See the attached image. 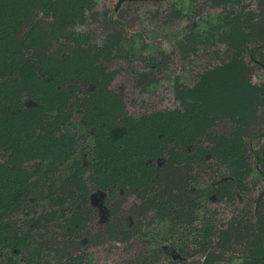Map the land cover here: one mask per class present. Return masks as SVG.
<instances>
[{
	"label": "trees",
	"instance_id": "obj_1",
	"mask_svg": "<svg viewBox=\"0 0 264 264\" xmlns=\"http://www.w3.org/2000/svg\"><path fill=\"white\" fill-rule=\"evenodd\" d=\"M88 1L0 0V48L17 49L21 53L20 63L7 56L3 63L5 66L13 61L18 64L19 85L30 88L32 102H23L21 96L17 104L24 113V105L29 103L26 112L31 113V118L21 123L22 133L31 127L36 131L24 142L21 152H16L0 166V197H7L15 182L23 183L25 189L31 184L28 179L37 176V171L29 174L23 162L54 154L60 158L61 166L69 162L66 167L70 176L64 191H60L66 194L68 203L90 200L89 184L95 181L98 189L109 195L106 204L115 196L135 194L147 206L144 212L154 211L156 216L169 219L173 229H181L182 236L197 230L196 244L214 242V237L226 244L242 243L247 238L244 244L250 257L248 263L264 264V188L259 192L254 215H245L247 219L234 217L225 226L212 221L207 209L212 196L220 200L222 187L232 193L237 188L246 189L252 170H256L259 177L251 182L253 188H258L259 181L264 182V87L253 85L246 75V63L239 51L241 41L230 36L237 50L232 49L227 62L200 74L193 86L183 87L179 94L183 108L168 126L157 130L154 121L159 113L132 116L126 110L123 95L110 89L113 75L105 66L102 54L106 51L84 48L82 37L74 39L71 45L59 44L53 49L52 43H57L62 31L58 29V21L64 16L85 18L86 11L94 8L92 2L88 6L85 4ZM258 17L256 32L264 47V13L260 12ZM44 18L51 20L45 22ZM82 87L88 88L83 98L79 94ZM70 102L75 107L84 106L80 123L86 129L84 140L91 139L90 145L92 142L87 158L83 150L75 151L73 145L63 146L67 137H79V130H66L67 121L57 116L46 117L49 113L55 114L57 106L62 113ZM44 118L51 125L45 124ZM219 125H227L229 130L219 134L215 130ZM112 130L117 133L114 137L110 135ZM258 140L260 143L256 147L254 142ZM27 142H34L38 149H29ZM222 147L228 154L218 153ZM209 161L217 164L230 161L240 174L229 173L226 169V174L199 190L197 166L202 167ZM162 162L164 164L158 167ZM12 163L16 169L10 168ZM88 163H91L89 171L92 174L90 179H85L89 172L85 164ZM165 170L171 172L161 188L155 174L165 173ZM152 178L154 184H151ZM221 181L223 186H220ZM110 216L98 237L108 236L121 242L138 233L144 236L135 226L137 217L134 214L118 216L115 210ZM80 221V216H76L64 226L65 232L69 235L82 233ZM197 223L201 224L199 229L195 226ZM133 230L128 237V232ZM5 238L11 240L12 235L0 229V244ZM170 249L164 247L162 252L172 257L174 250Z\"/></svg>",
	"mask_w": 264,
	"mask_h": 264
},
{
	"label": "rangeland",
	"instance_id": "obj_2",
	"mask_svg": "<svg viewBox=\"0 0 264 264\" xmlns=\"http://www.w3.org/2000/svg\"><path fill=\"white\" fill-rule=\"evenodd\" d=\"M262 1L264 0H89L85 4L88 6L92 2L94 8L86 11L85 18L64 16L58 21V29L62 31L54 46L57 48L59 44H73L74 39L78 40L76 35L79 32L88 34V43L96 45L101 53L106 51V54H102L106 59V69L113 75L110 89L123 95L127 112L132 116L160 112L154 126L157 130H162L174 115L176 116L177 111L183 108L179 97L181 89L193 86L200 74L227 62L232 49L237 50L238 46L232 45L233 37H230L233 35L238 40L237 36H240L236 35L240 21L237 14L261 12ZM73 24L77 25L76 33L73 32ZM26 30L27 27L23 29L24 32ZM260 44L256 37H250L248 44L243 48L250 64L246 75L253 85L264 84V63L262 56L258 55L255 62L250 61L247 51L251 46ZM2 53L9 59L15 55V51L10 50ZM2 65L3 61L0 60L2 73L12 72L11 68ZM215 130L222 134L229 129L227 125H219ZM250 143L252 144L251 139ZM259 143V140L254 142L256 147ZM12 147L13 144L9 149ZM218 153L226 155L227 150L222 147ZM3 154L0 150V160ZM66 169L67 167L64 168V173L67 176ZM226 169L235 174L230 161L220 164L209 161L202 167L197 166L199 190L217 180ZM61 176L56 177L61 179ZM251 177L259 178L256 170L252 171ZM259 182L256 193H247V196L238 195L235 199L230 194L223 195V192L222 201H212L210 204L212 218L226 226L237 215V208L244 210L242 215L252 217L255 211L253 201L260 196L259 192L264 188V182ZM49 192L45 190V201H40L41 205L37 202L36 206L18 207L17 211L13 206L0 203V225L10 228L16 224L33 228L42 222L44 217H53L55 213L51 207V197L55 192L54 188ZM135 197L130 195L123 200L122 210H126L127 204L133 203ZM13 210L15 212L12 213ZM196 226L200 228L201 224L197 223ZM169 229L170 225L164 223L161 226L160 221L151 223L145 230L152 242L149 246L138 237L126 243H117L108 238L97 240V230H89L83 233L87 234V239L92 238L88 245H81L69 251V254L49 250L47 246L37 251L22 235V239L7 244L10 246L9 254L6 253L8 260L2 259L0 264H30L29 261L36 262L35 264H192L195 260L201 262L204 253H191V244H188L189 252L186 255L181 253L180 257L175 259L163 257L161 252L157 251L159 249L154 242L168 239L169 243H172L179 240ZM60 235L53 236L52 241L55 238L61 240ZM212 240L217 242L216 239ZM246 241L247 238L242 243ZM188 242L191 243L192 239H188ZM16 244L18 250L15 251L12 247ZM31 246L30 253H25ZM236 248L240 250L238 246ZM151 251H155L157 257H151ZM219 264L225 262L220 261Z\"/></svg>",
	"mask_w": 264,
	"mask_h": 264
},
{
	"label": "flooded vegetation",
	"instance_id": "obj_3",
	"mask_svg": "<svg viewBox=\"0 0 264 264\" xmlns=\"http://www.w3.org/2000/svg\"><path fill=\"white\" fill-rule=\"evenodd\" d=\"M262 4V11L264 13V2H261ZM244 12L237 14L240 17V21H239V29L237 30L239 35L238 36L239 40L241 41L240 46H239V51L241 52V56L244 59V62L246 63V70L248 68H250V64H249V60L246 59L245 57V51H243V48L246 46V44H248L249 42V38L251 37V39L256 37V40H258L259 38V33H257L256 31H258V27H257V23H259V13H253V14H243ZM257 19V20H256ZM45 21L46 18H44ZM74 25V29L73 32L76 33V29H77V25ZM264 28V27H263ZM262 30V29H260ZM264 32V31H263ZM262 32V33H263ZM231 36V35H230ZM76 37H82L83 39V44H85L86 46L84 48H95L98 49L96 45H93L91 43L87 42V39L89 37L88 34H84V33H78L76 35ZM78 38V39H79ZM243 39L245 41V43H243ZM56 42H53L52 46L53 49H56L54 44ZM232 43V42H231ZM71 43H68L67 45H71ZM261 45V44H260ZM251 46L250 50L247 51V55L248 57H250V61H254L256 60V56H262V62L264 63V47L263 45L261 46ZM243 46V47H242ZM242 48V49H241ZM6 50H10V49H2L0 48V60H2L4 62V57L6 55H3L2 51L6 52ZM15 51V55L12 57V59L18 61L20 63L19 60V56L21 55L20 51L17 49H12L10 50ZM232 53V51H231ZM255 54V55H254ZM12 64V65H11ZM9 66H5L4 63L2 65V67H9L11 68L12 72L5 74L1 72V68H0V113L3 112L2 114H0V150L3 151V158L0 160V166L5 164L9 158H12L15 156L16 152H21V150H23L24 148V142L27 140L28 137L30 136H34L35 134V130L34 128H29L27 129V131L25 133H22V129L21 126L23 124V121L28 120L31 118V113L30 112H26V108L28 109V104L29 103H25V112L21 113L20 110L18 109V100L21 101V96H22V101H29L30 103L32 102L29 98L30 96V88L28 86H21L19 85L20 82V78L18 76L16 67L18 66V64H16L14 61L11 63ZM106 66V64H105ZM248 72V71H247ZM259 86H263L264 84L260 85V84H256ZM88 88L82 87L79 90V94H81L82 98L85 96L83 94H85L86 90ZM20 95V96H19ZM122 95V94H121ZM181 99V98H180ZM68 107H65L64 111L58 112V110L60 109V106H57L54 110L55 114L49 113L46 115V117H50V116H57L59 119H63L64 121H67L65 125L66 126V130H79V137H74V136H70L67 137V142L63 143V146L66 147L67 145H73L74 146V150L75 151H84L85 152V157H88L89 154V146L91 145L89 144V141L91 140H84V134H86V129L83 127L84 124L82 125V123H80V120L84 117L83 112H84V106H81V104H78L76 107L72 105V102H70V104L67 105ZM64 107V106H63ZM160 114V112H157ZM45 119V124H49L51 125L47 118ZM173 121V120H172ZM21 124V125H20ZM101 126L104 128V125L101 124ZM168 126V125H167ZM75 128V129H74ZM37 135L39 134L38 132L36 133ZM116 130H112L111 131V137H114L116 135ZM80 138V140H79ZM39 139V138H38ZM80 142L79 144H77V142ZM76 144H75V143ZM10 144V145H9ZM12 149H9V146H12ZM27 146H30L29 149L36 151L38 149V146L35 144L34 142L31 144L30 142H27ZM60 158L57 155L51 154L50 156L47 155L44 158H38L37 160H32V161H26L23 162L22 164L25 166V168L28 169L29 174L33 173L34 171H37V176L33 177V178H29L28 181L31 183L29 184V186L25 187L24 189V185L23 183H17L15 182V184L13 185L12 189L9 191V193H7V197H0V203H5V205H10L13 206L15 208V210L17 211L18 207H22V206H36L37 202L39 203V205H41L42 201H45L44 196V192L47 189V192H49V190H52L54 188L55 192H53V195L51 197V201L53 202V204H51V207L53 209V212L55 213L53 217H44L42 222H39L38 225L32 227H25V226H18L13 225V227L7 228V225H0V229L5 230L6 232H8L9 234L12 235V239H3V243L0 244V248L2 249L0 252V260L5 259L6 261L7 256L6 253L9 254V247L7 246V244H12L15 242V240H20L22 239V235H24L23 237L27 238L28 243L30 242V245H33L37 251L40 249H45V246H47L48 248H50L49 250H57V252L59 253H67L69 254V251H73V249H76L79 246H87L89 243L90 239H87L86 236L87 234H83L85 232H88L89 230H97L95 237L97 240H106L107 238L110 239L108 236L105 237H98V233H102L104 230V226L106 225V222L108 219H111V212H114L115 210H117L118 212V216L123 215V216H127L129 214H134V216L137 217V221L134 222L138 228L141 229V232L144 236H141L140 233L137 234L136 237L128 239V240H124L121 241L122 243H126V242H131L134 241L137 237L138 239L141 241L143 240V242L145 243V245H151V240H149V234H147V232H145L146 228L148 226H151V223H156L158 221H160V225L163 226V224H168L170 225L171 229H169L170 231H172L175 234V237H177L179 240H175L172 243H169L168 239L164 240L163 242H154L155 245H157V250L159 253L161 252V255L163 257L165 256H169V255H165L162 250L164 249V247L168 248H173L174 253L173 256H169L171 257V259H175L180 257L179 254L183 253L186 255L187 252H189V248L191 247L190 251L191 253L194 251H197L198 253L203 252L204 255L201 258L202 261H194L192 262V264H219L220 261L225 262V264H249L248 261L250 260V257L248 256L247 253V249L244 243H239L237 244L234 241L229 242V244L226 243H220L218 242V239L216 237L212 238V239H216L217 242H210V243H201V244H196L194 243V237H195V233H197V230L194 232H189L188 234H185L182 236L181 233V229H173V224L172 222L168 219V220H164V218L162 217H158L155 215L154 211H145V209H147L144 206L143 200H141V198H139L137 195L135 194H123L120 195L119 197L115 196L113 199L110 198V201L108 204H106V199L109 197L108 194L104 193V191L98 189L97 187V182L92 181V184H89V189L92 190V194L90 197V200L88 199H82L81 202H76L73 201L74 203H68L66 199V194H62L60 193V191H64L65 187H66V181L68 180L70 173L67 172L66 169V174L64 173V168L67 166H69V162H67V164H65V166H61V164L59 163ZM164 162L160 163L158 165V167L160 165H163ZM91 163H88L87 165L85 164L86 168L89 171V167H90ZM11 169H16L17 166L12 163L10 165ZM56 168V169H55ZM157 168V167H156ZM156 171V170H155ZM166 171V170H165ZM253 171V170H252ZM63 172V173H62ZM92 171L87 172L86 176L84 177L85 179H90L91 178V173ZM168 172L171 171H166L165 173H157L155 174V178L159 183V186L162 188L163 186H165V179L166 176L169 175ZM235 173H239L235 170ZM226 174V171L225 173ZM222 174V175H224ZM252 174V172H251ZM61 176V179H57L56 176ZM220 176V175H219ZM218 176V177H219ZM83 178V179H84ZM97 178V177H96ZM5 179V178H4ZM100 179V178H97ZM152 182L151 184H154V178L151 179ZM257 177H251L250 175V184L249 186L244 189V188H237L234 189L235 193H232V190L230 189H223V187L220 189L222 190L221 193L219 194L220 196V200L219 198L214 195L212 196V200H210V204L213 202H220L222 201L221 198L223 197L222 194L223 192H225L223 195H227L230 194V196H233V198H237L238 195H241V197L247 196V193H256L255 189L253 188V186L251 185V182L253 181H257ZM99 181V180H98ZM222 181L220 182V186ZM110 186V185H109ZM158 188V187H157ZM251 188V189H250ZM111 189V188H110ZM249 191V192H246ZM244 193V194H243ZM50 194V192H49ZM130 195H135L136 200L133 203H128L126 210H122L121 208V204L123 202V200H126L128 196ZM240 197V196H239ZM258 200H259V196L257 199H255L253 201V205L255 206V208L257 209L258 207ZM41 201V202H40ZM130 200H128L129 202ZM10 202V203H9ZM210 204L208 205L207 209L210 210ZM87 208H86V207ZM145 208V209H144ZM144 209V210H143ZM88 210V211H87ZM114 210V211H113ZM139 211L141 216L138 219V214ZM237 215L235 217H238V219H242V218H246L245 215H242L243 210L242 208H237ZM15 212L14 210L12 211V213ZM160 213V212H158ZM161 215L164 216V213H160ZM209 217L211 216V213L209 211L208 213ZM79 217L82 219V221H80V224L83 225V232L82 233H76L75 235H69L65 232V228L64 226H66V224L68 222H71V220H73L75 217ZM215 218H212V221L217 222V220H213ZM247 219V218H246ZM113 220V219H112ZM233 220V219H232ZM110 221V220H109ZM196 226V225H195ZM97 227V228H96ZM177 227V226H176ZM197 227V226H196ZM99 229V230H98ZM199 229V228H197ZM133 231H129L128 233V237H130L129 235L131 234V232ZM185 231V230H184ZM182 230V232H184ZM40 232V233H39ZM191 233V235H190ZM60 235L61 240L55 238L52 241L53 236L55 235ZM40 235V237H39ZM33 237L32 240H30V238ZM83 238V240H82ZM124 239V238H122ZM120 239V240H122ZM188 239H192V242L189 243ZM111 240V239H110ZM180 240H183V242H180ZM16 241V242H17ZM112 241H114V239H112ZM117 242V241H115ZM91 243V242H90ZM119 243V242H117ZM188 244H191L188 248ZM166 245V246H165ZM239 247L240 250H237L236 247ZM33 247V248H34ZM27 248V247H26ZM13 250H18L17 249V244L16 246L12 247ZM32 249V246L27 250H25L24 252L29 254L30 251ZM35 249V251H36ZM170 249V251H171ZM22 250V249H21ZM66 250V251H64ZM3 253H5L3 255ZM37 253V252H36ZM39 253V252H38ZM197 253V254H198ZM15 254H13L14 256ZM151 257L156 256V252L155 251H151L150 252ZM214 257H212V256ZM161 256V257H162ZM30 264H35L36 262H32L29 261ZM4 263V262H3ZM49 264H57V262L55 263H50ZM183 264H187V263H183Z\"/></svg>",
	"mask_w": 264,
	"mask_h": 264
}]
</instances>
